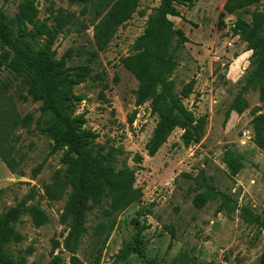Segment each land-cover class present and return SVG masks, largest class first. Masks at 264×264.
Instances as JSON below:
<instances>
[{
    "label": "rangeland",
    "instance_id": "rangeland-1",
    "mask_svg": "<svg viewBox=\"0 0 264 264\" xmlns=\"http://www.w3.org/2000/svg\"><path fill=\"white\" fill-rule=\"evenodd\" d=\"M22 1L0 0V6L8 17H13ZM228 1L199 0L193 6L179 7L181 17H170L175 29L183 31L189 39L170 80L176 93L192 85V93L183 103L202 122L203 135L186 147L182 139L185 130L177 128L157 155L149 157L147 146L159 117L153 114L151 102L136 107L138 82L121 60L135 53L137 40L145 33L149 17L161 2L143 0L108 48L99 53L94 41L93 24L100 20L95 5L89 4L85 11L81 2L37 0L39 19L51 28H57L51 14L59 8L76 13L89 26L88 30L77 26L59 32L53 49L58 59L73 50L68 67L90 64L94 75H104L102 82L98 78L88 80L75 89L77 95L85 97L75 114L86 115L85 128L99 136L97 144L125 149L121 162L126 160L136 169V188L143 190L142 200L119 216L100 264H147L133 253L137 236L149 257L168 264L182 253L188 254L191 264H260L264 231L253 219L264 220V150L254 142L252 121L264 114V101L258 91L245 90L246 79L253 70V51L236 28L240 19L249 21L251 13L264 12V0L246 11L226 15L221 21ZM46 42L47 39L42 41ZM93 53L98 56L93 58ZM1 82H10L8 92L17 112L21 117L34 114V123L30 129L17 132L21 135L18 148L25 156V176L13 175L0 160V214L35 190L38 194L33 203L39 204L49 217L47 225L36 228L31 218L24 216L17 227L24 239L10 245L9 253L25 258L27 264H49L55 257H60L62 264H95L97 253L92 244L97 211L88 218L89 234L79 250L67 251L64 241L69 229L62 221L66 198L50 202L44 197V186L51 183L55 172L65 168L64 152L54 153L53 141L37 129L40 104L21 100L26 90L9 71L1 72ZM241 92L248 109L241 115L234 112L228 119L229 107ZM135 111L136 120L130 125L128 119ZM230 153L242 159V168L236 175L224 162ZM137 154L144 157L140 166L133 161ZM42 164L41 173L34 177L33 171ZM202 171L208 184L236 200L237 208L231 216L217 215L219 203L215 201H209L202 209L194 205L196 196L203 191L197 183Z\"/></svg>",
    "mask_w": 264,
    "mask_h": 264
},
{
    "label": "trees",
    "instance_id": "trees-1",
    "mask_svg": "<svg viewBox=\"0 0 264 264\" xmlns=\"http://www.w3.org/2000/svg\"><path fill=\"white\" fill-rule=\"evenodd\" d=\"M142 1L71 0L84 3L85 11L89 4L95 5L100 20L93 24L94 41L99 53L108 48L119 29L132 19ZM159 1V7L149 17L145 33L134 46L135 53L121 60L125 69L138 82L136 107L151 102L153 114L159 117L147 146L149 157L157 155L177 128L185 130L182 139L186 147L198 142L203 135L202 122L197 121L183 103L191 95L192 85L176 93L175 84L170 80L189 42L183 31L175 29L170 17H181L179 7L193 6L199 0ZM261 1L229 0L221 14V21L226 15L246 11ZM39 15L37 0H23L13 17H8L0 6V160L13 175L25 176V156L20 154L18 146L21 135L17 132L30 129L34 123V114L21 117L17 112L8 92L10 82H1V72L5 70L26 90V95H21L23 102L31 100L40 104L37 129L53 141V152H64L62 164L65 168L55 172L51 183L44 186V197L50 202L66 198L62 221L69 233L64 248L71 253L79 250L89 234L88 218L97 211L98 223L93 229L92 250L97 253L95 264H100L119 216L142 200L143 190L136 188V169H132L126 160L121 162L120 157L126 154L125 149L97 144L99 136L85 128L86 115L75 114L77 106L85 101V97L77 95L75 89L88 80L98 78L102 82L104 75H94L90 64L68 67V60L74 56L73 50L58 59L53 49L59 32L70 31V27L77 26L88 30L89 26L81 22L76 13L63 8L51 14L57 23L56 29L51 28L46 21L42 22ZM236 32L253 51V70L246 79L245 90L258 91L264 101V12L251 13L249 21L240 19ZM44 39H47L45 44L42 43ZM97 56L96 53L92 55L93 58ZM246 109L248 103L241 92L229 107L227 118L234 112L241 115ZM136 116V111L130 115V125L134 124ZM252 125L254 142L259 149L264 150V114L255 117ZM133 161L140 166L144 157L137 154ZM224 162L235 175L242 168V159L235 153L228 154ZM42 169L43 164L33 171V176L37 177ZM187 177L192 179L189 175ZM199 178L201 181L197 183L203 191L194 200L197 208L202 209L209 201H215L219 203L217 215L224 213L231 216L235 213L237 202L231 194L208 184L204 171ZM37 194L32 190L15 207L0 214V264H27L25 258L14 257L9 253L10 245L21 243L24 239L17 232L24 216H29L36 228L49 223L47 213L39 204L33 203ZM244 212L250 213L248 210ZM254 219L264 231V220ZM135 241L133 253L147 264H168L165 260L149 257L141 246L140 236ZM49 264H62V259L55 257ZM171 264L191 263L188 254L182 253ZM260 264H264V253Z\"/></svg>",
    "mask_w": 264,
    "mask_h": 264
}]
</instances>
